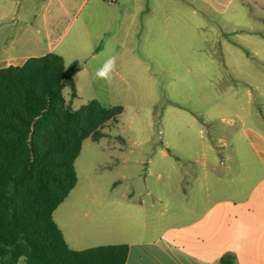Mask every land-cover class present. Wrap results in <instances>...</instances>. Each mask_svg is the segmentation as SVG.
<instances>
[{"label": "rangeland", "instance_id": "rangeland-1", "mask_svg": "<svg viewBox=\"0 0 264 264\" xmlns=\"http://www.w3.org/2000/svg\"><path fill=\"white\" fill-rule=\"evenodd\" d=\"M112 14L119 18L113 24L118 31L113 39L120 52L111 83L94 75L107 55L66 63L67 70L79 71L78 96L71 101L74 110L91 100L105 107H123L118 119L106 124L101 139L84 140L75 161L78 181L68 201L98 198L103 210L85 205L98 218L101 213L114 214L113 224L131 234L145 229L148 237V227L161 226L156 216L160 206L154 208L152 203L173 196L177 206V198L183 196L178 189L182 171L194 164L202 180L208 173L216 201L232 198L237 203L242 168L255 164L241 115L247 110L256 113L257 93L245 83L244 75L257 64L252 62L250 67L235 55L245 36L235 22L247 21V13L202 11L198 22L191 13L177 14L168 8L162 27L148 24L143 12L113 10ZM108 38L103 35L100 46ZM230 67L236 75H231ZM248 91L253 93L252 102ZM64 97L70 99L69 88L64 89ZM224 212V208L218 210L219 215ZM53 217L64 228V207L57 208ZM19 264H25L24 259Z\"/></svg>", "mask_w": 264, "mask_h": 264}, {"label": "crops", "instance_id": "crops-1", "mask_svg": "<svg viewBox=\"0 0 264 264\" xmlns=\"http://www.w3.org/2000/svg\"><path fill=\"white\" fill-rule=\"evenodd\" d=\"M168 1L173 3L170 7L163 0H0V68L22 66L29 58L48 53L62 56L65 67L73 59L116 56L120 48L113 39L118 32L113 24L119 18L113 16V10L143 12L148 15V24L157 27L165 26L168 8L177 14L191 13L198 22L202 11L247 13V21L235 22L245 32L241 50L236 49L235 55L250 67L252 62L257 64L244 75L245 83L257 93L256 113L247 110L241 115L255 164H243L240 200L216 201L212 183L206 178L208 173L202 180L196 166L188 164L178 185L183 194L176 200L178 205L172 202L176 199L173 196L156 198L152 203L154 208L160 206L156 216L161 226L148 227V237L145 229L131 234L127 228L113 224L114 214L101 213L102 218H98L85 206L94 204L103 210L98 198L68 201L67 197L58 207L65 209L64 228L56 223L74 250L127 244L126 264H220L223 256H231L233 264H264V0ZM76 22L73 34L67 37ZM103 35L109 38L100 46ZM230 72L236 75L231 67ZM78 73L73 76L77 91ZM248 96L252 102L253 93L248 91ZM189 175L194 179H187ZM115 203L119 208V202L113 200ZM222 208L225 212L219 215ZM95 219L106 222L93 224Z\"/></svg>", "mask_w": 264, "mask_h": 264}, {"label": "trees", "instance_id": "trees-1", "mask_svg": "<svg viewBox=\"0 0 264 264\" xmlns=\"http://www.w3.org/2000/svg\"><path fill=\"white\" fill-rule=\"evenodd\" d=\"M76 72L56 53L0 68V264H126L127 244L74 250L53 217L77 184L84 140L123 113L97 100L74 110Z\"/></svg>", "mask_w": 264, "mask_h": 264}, {"label": "clouds", "instance_id": "clouds-1", "mask_svg": "<svg viewBox=\"0 0 264 264\" xmlns=\"http://www.w3.org/2000/svg\"><path fill=\"white\" fill-rule=\"evenodd\" d=\"M117 69V57L115 55L108 56L104 60L103 64L96 69L95 78L98 81H104L105 83H111L113 79V73Z\"/></svg>", "mask_w": 264, "mask_h": 264}, {"label": "built area", "instance_id": "built-area-1", "mask_svg": "<svg viewBox=\"0 0 264 264\" xmlns=\"http://www.w3.org/2000/svg\"><path fill=\"white\" fill-rule=\"evenodd\" d=\"M110 2H112L113 0H109Z\"/></svg>", "mask_w": 264, "mask_h": 264}]
</instances>
